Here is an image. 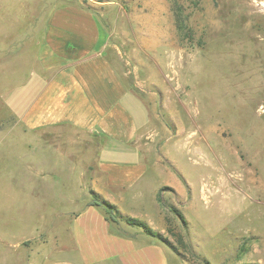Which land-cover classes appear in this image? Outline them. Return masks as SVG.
Here are the masks:
<instances>
[{
    "label": "rangeland",
    "instance_id": "rangeland-1",
    "mask_svg": "<svg viewBox=\"0 0 264 264\" xmlns=\"http://www.w3.org/2000/svg\"><path fill=\"white\" fill-rule=\"evenodd\" d=\"M70 2L99 15L133 92L150 166L123 215L149 226L170 264H264V0H0V264L68 255L60 195L79 203L82 153L94 160L75 131L44 150L20 122L47 19Z\"/></svg>",
    "mask_w": 264,
    "mask_h": 264
},
{
    "label": "crops",
    "instance_id": "crops-1",
    "mask_svg": "<svg viewBox=\"0 0 264 264\" xmlns=\"http://www.w3.org/2000/svg\"><path fill=\"white\" fill-rule=\"evenodd\" d=\"M109 39L96 12L70 2L53 7L37 47V68L31 74L40 85L21 110L24 130L35 132L38 148L42 144L44 150L75 131L79 142L94 152L92 163L85 162L83 152L78 165L85 167L77 177L82 185L79 203L70 194L60 195L72 204L58 212L72 237L71 246L61 247L68 255L43 264H170L172 250L159 238L111 220L95 202L98 196L134 216L123 204L150 166L140 124L127 102L133 92L110 58ZM42 165L47 168L45 161ZM39 175L43 183L51 180L46 169Z\"/></svg>",
    "mask_w": 264,
    "mask_h": 264
},
{
    "label": "trees",
    "instance_id": "trees-1",
    "mask_svg": "<svg viewBox=\"0 0 264 264\" xmlns=\"http://www.w3.org/2000/svg\"><path fill=\"white\" fill-rule=\"evenodd\" d=\"M158 198H159V201L162 200L161 195ZM95 202L97 204L102 205L106 209V212H107V214L111 220L118 221L119 218H122V219H125L131 225H138V226L145 228L146 232L149 234L153 233L152 230L149 228V226L145 222H143L137 218L124 216L123 214H121V212H119L116 209V207L113 204L109 203L108 201L100 199L98 196H96ZM177 211H178L177 213L180 216V218L183 221H185L183 214L179 210H177ZM243 264H263V263L249 262V263H243Z\"/></svg>",
    "mask_w": 264,
    "mask_h": 264
}]
</instances>
